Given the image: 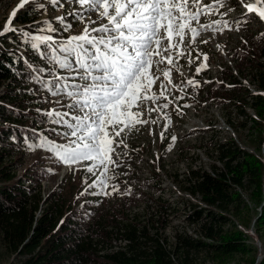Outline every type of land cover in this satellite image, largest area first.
<instances>
[{
    "label": "trees",
    "instance_id": "16d2710c",
    "mask_svg": "<svg viewBox=\"0 0 264 264\" xmlns=\"http://www.w3.org/2000/svg\"><path fill=\"white\" fill-rule=\"evenodd\" d=\"M33 9V6H27L15 20L35 23L39 16ZM43 22L44 19L38 25ZM262 28L264 43V25ZM16 36L21 35L17 33ZM1 39L3 43L0 47L16 51L17 56L22 55L17 49L20 45L18 39H9L7 35ZM27 52L30 56L33 51L28 47ZM240 52L245 54L244 60L239 64V72L232 73L234 81L227 84L231 82L236 88H242V92L237 94L241 98L232 102V105L238 106L237 116L241 118L237 122L231 121V124L237 131L238 124L253 120L260 132L262 145L264 61H255L254 47L248 44ZM261 54L264 55V44ZM0 60L11 62V58L3 53H0ZM27 68L26 62H17L13 73L0 64V237L8 252L17 258L9 264H178L181 261L190 264L194 254L199 252H204L208 259L226 264L238 255L245 256L254 251V246L249 244L252 234L246 230L251 226L253 209L244 192L262 204L264 155L249 151L232 137L229 140L210 141L220 162L211 164V170L190 166L187 172L175 173L181 187L191 196L201 199L186 198L185 205L190 210L185 219L189 225L199 227L195 231H199L203 238L184 231V234L177 235L175 242L169 243L164 231L168 224L169 214L166 213H169L170 204L162 194L157 198L143 194L146 205L142 210L125 207L126 198L121 200L124 202L120 203L121 208L93 198L99 206L95 207L93 216L86 222L87 226L82 222L84 212L72 205L63 193L52 192L43 200L40 190L34 192L36 189L33 191L25 185L24 181L31 179L29 173L17 179L16 173L11 170L16 161H4L8 154L7 146L14 151L21 150L25 146L24 135L33 134L31 129L36 128L40 130L38 135H44L43 125L37 124V111L28 108H33L37 91H23L40 88L37 82L30 88L29 75L36 74ZM247 69L252 70L256 92L243 85L242 74ZM223 80L215 83L226 88ZM3 85H7L5 92H2ZM9 105L14 106L15 111L10 112ZM248 106H252L258 116L252 115L247 110ZM12 135L16 136V140L7 142ZM34 168L39 169L37 174L41 179L43 168L41 165H34ZM155 175L159 176V171ZM88 192L84 191L81 198ZM260 210L255 216L253 228L264 240V204ZM118 239L123 242L122 245L113 244ZM262 254L260 258L253 256L250 261L264 264V251Z\"/></svg>",
    "mask_w": 264,
    "mask_h": 264
},
{
    "label": "snow or ice",
    "instance_id": "6c2138e0",
    "mask_svg": "<svg viewBox=\"0 0 264 264\" xmlns=\"http://www.w3.org/2000/svg\"><path fill=\"white\" fill-rule=\"evenodd\" d=\"M240 3L247 14L255 13L264 21V0H255V3L240 0ZM49 4L64 7L62 0H49ZM30 5L36 6L34 0H19L0 29V37L8 33L20 34L33 53L51 65L35 68L37 74H30L29 78L42 85L51 96L67 98L69 103L61 104V99L49 100L64 110L37 109L59 126L57 137L63 142L47 134L38 135L40 130L36 128L31 131L38 135V141H32L25 134L23 142L29 150L47 148L70 168L83 166L84 171L93 176L99 170L100 177L88 184L89 188H99L93 195L121 193L118 185L108 183L114 179L108 173L120 168L121 156L128 155L127 151L121 153L117 149L128 148L125 135L139 131L140 126L150 122L156 123L147 118L152 113L168 109L173 101L183 100L182 96H172L170 91L178 87L172 80L173 66L184 58L189 65L200 60L193 47L198 38L200 43H208L202 32L209 28L221 32L230 30L226 19L215 20L212 24L200 22L202 16H227V12L221 11L224 0L209 3L203 0H72L69 7H76L65 15L54 17L60 27L52 26L49 21L45 28L35 33L13 25L18 13ZM38 7L45 9L46 5L40 3ZM73 21L84 24L79 34L60 38L41 34L68 32L74 27ZM0 53L11 58L10 63L0 60V64L13 73L17 62H27L14 50L0 47ZM203 60H208L207 54ZM29 67L33 65L30 63ZM206 67V63H200L195 75ZM186 83L197 86L199 82L194 77ZM156 85L158 93L153 91ZM161 99L164 102L158 103ZM8 108L10 112L15 111L14 106ZM160 135L162 139L165 137L164 132ZM11 139L15 141L16 136L12 135ZM171 140L175 141L176 137L172 136ZM109 187L111 190L107 191Z\"/></svg>",
    "mask_w": 264,
    "mask_h": 264
},
{
    "label": "rangeland",
    "instance_id": "374dc122",
    "mask_svg": "<svg viewBox=\"0 0 264 264\" xmlns=\"http://www.w3.org/2000/svg\"><path fill=\"white\" fill-rule=\"evenodd\" d=\"M18 2L19 0H0V29L4 27L10 13L17 6ZM209 2L211 0H203V3ZM40 3H44L46 8H39L38 5ZM62 3L64 7H53L49 4V0H34V5L36 6L33 10L39 16L35 23H24L14 19L13 25L25 31L34 30L32 31L33 33L38 32L41 28H45L49 21L52 26L60 27L54 17L65 15L67 11L72 10V7H76L75 5L69 7L72 0H62ZM244 10L245 8L240 3V0H224V6L221 8V11L227 12V16L215 14L201 17L200 22L203 24H212L215 20L226 19L229 22L230 30L224 29L221 32L215 28H209L206 32H202L203 39L207 40L208 43H200L198 38L197 44L193 47V52L200 55V60H194L189 65L187 59L184 58L180 59L173 66L172 80L173 84L178 87L171 88L170 91L172 96H182L183 100L173 101L168 109L154 112L148 116L149 121H156L155 124L150 122L147 125L140 126L139 131L133 130L131 134L125 135L124 139L125 143L128 144V148H118L117 151L121 153L127 151L128 155L121 156L122 166L120 168H116L108 173V176L114 177V179L108 181L109 185H118L121 193L108 196L93 195V192H99V188L96 186L89 188L88 184L100 177V171L98 170L95 176H93L86 173L83 166H72L70 168L50 153L47 148L29 150L27 146H23L21 150L16 149L14 151L6 145L8 154L4 158V161H8L9 163L14 160L16 161L11 170L16 173L17 179L29 173L28 176L31 179H26L24 181L25 185L32 190L36 189L35 191L33 190L34 192L40 190L43 200L52 192L63 193L67 196L72 205L84 212L82 220L84 226H87L86 222L93 216L95 207L99 206L95 199L102 202L106 201L107 205L114 203V205L120 208L122 206L120 203L126 202L127 206L124 204L123 206L133 207L132 209L134 210H142L146 205L143 200V194H151L154 198L162 194L164 198L169 200L170 204L169 213H166V215L169 214L167 216L168 224L164 231V236L169 240V243L175 242L177 235L184 234V231L203 238L204 236L199 231H195L199 227L189 225L185 219L186 213L190 210L185 205L186 198L197 201L201 199L199 196L194 197L188 194L175 179V173L187 172L190 166L211 170V164L215 162L220 164L217 152L213 149L214 144L210 143L213 140H229L232 137L249 151L261 152L264 155V144L261 145L260 132L253 124V120L249 119V121H245V124H238L237 131L231 124V121L237 122L241 118L237 116L238 106L232 105V102L241 98L237 94H240V91L242 92V88H240L241 90L236 88L231 85V82L227 84L229 81H234L232 73L237 74L239 72V64L244 60L242 58H244L245 54L241 53L240 49H244L248 44L250 47H254L256 54L254 56L255 61H264V55H260L264 44L261 38L264 21L261 23L255 16V13L244 15ZM43 19L44 22L38 25ZM69 19L71 18L69 17ZM73 24L74 27L68 32L61 31L57 34L45 31L41 34H51L60 38L82 32L83 23L73 21ZM34 26L37 29L32 28ZM7 37L20 41L17 49L21 51L22 55L26 58L25 60L33 65L32 68L29 65V68H27L31 69L32 73L36 74L35 68L37 67H45L46 65L51 67V65L47 64V61L40 59L38 54L32 52V55L29 56L27 51L30 45L24 42L22 36L17 37L16 34L8 33ZM0 40H2L1 37ZM204 54L208 56L206 62L203 60ZM34 55L36 56L35 58H33ZM200 63H206L207 67L196 76L195 69ZM57 71L59 72L60 70L57 69ZM244 72L242 74L243 85L248 86L256 92L254 77L251 74L252 70L247 69ZM194 77L199 82L198 85H188L186 81ZM220 79L226 83V88L215 83V81ZM35 84L36 82L29 78L30 88ZM2 89V92H5L7 85H3ZM153 91L159 92L158 85L153 87ZM34 95L36 97L34 99L35 102L32 104L33 108L28 107L32 111H37V109L48 110L53 107L64 110L61 108V105L49 103V100L55 101L61 98L51 96L50 93H47L43 89V86L40 85L39 90ZM44 97H47V99ZM249 97L247 96V98ZM169 98L171 99V96ZM163 102V99L158 101V103ZM67 103H69L67 98L61 99V104L66 105ZM247 110L252 115L258 116L252 106H248ZM37 114V124L43 125L45 129L43 131L44 134H47L52 139H56L58 142H63L62 139L57 137L59 126L52 124L49 118L43 115V111L37 112ZM40 117L45 118V120ZM50 128H54V130H50L49 132ZM161 132L165 133L163 139L160 135ZM172 136L176 137L175 141L171 140ZM30 138L32 141H38V139ZM7 142L14 141L10 138ZM34 165L36 167L41 165L43 168L44 174L41 179H39L37 174L39 169H35ZM157 171L160 173L159 176L155 175ZM85 189L90 192L81 198L80 195ZM106 190L110 191L111 187ZM129 190L130 194H127ZM244 197L253 209L252 223L246 230L252 234L249 244L254 246V251L245 256L238 255L226 264H253L250 261L253 256L260 258L263 255L264 245L262 242L264 240L255 233L253 226L256 220L255 216L258 211H261V205L264 204V200L260 205L259 202L257 203L251 198V195L248 196L246 191L244 192ZM123 198L126 199H124V202H121ZM116 241L113 244L122 245L121 243H123L119 239ZM16 259L15 255L10 254L2 244L0 237V264H9L11 261H16ZM178 264H183V261ZM190 264L221 263L208 259L204 252H199L194 254V260Z\"/></svg>",
    "mask_w": 264,
    "mask_h": 264
},
{
    "label": "bare ground",
    "instance_id": "6f19581e",
    "mask_svg": "<svg viewBox=\"0 0 264 264\" xmlns=\"http://www.w3.org/2000/svg\"><path fill=\"white\" fill-rule=\"evenodd\" d=\"M244 3H255V0H244Z\"/></svg>",
    "mask_w": 264,
    "mask_h": 264
}]
</instances>
